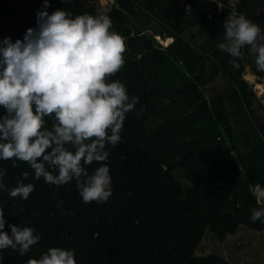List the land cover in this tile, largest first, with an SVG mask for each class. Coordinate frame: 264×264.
<instances>
[{
  "label": "trees",
  "instance_id": "16d2710c",
  "mask_svg": "<svg viewBox=\"0 0 264 264\" xmlns=\"http://www.w3.org/2000/svg\"><path fill=\"white\" fill-rule=\"evenodd\" d=\"M175 1L49 0V14L63 9L73 17H110L126 51L124 66L109 82L121 81L139 102L126 114L120 143L106 148L112 178L106 202L85 204L75 181L49 185L35 179L26 162L0 160L6 170L0 178L4 231L31 227L40 237L25 255L3 250L0 264H26L51 247L74 250L77 264H241L196 256L206 230L220 242L240 227L264 233V223L250 219L262 206L251 189L264 186V106L242 76L249 70L260 79L264 71L248 46L236 59L239 68L219 50L227 11L216 14L209 0H189L184 12ZM241 3L264 35V0ZM42 9L43 0H0V40H22ZM157 36L171 42L163 46ZM54 123L45 118V128ZM25 171L29 176L22 179ZM18 180L34 185L27 200L9 195Z\"/></svg>",
  "mask_w": 264,
  "mask_h": 264
},
{
  "label": "clouds",
  "instance_id": "9594fccd",
  "mask_svg": "<svg viewBox=\"0 0 264 264\" xmlns=\"http://www.w3.org/2000/svg\"><path fill=\"white\" fill-rule=\"evenodd\" d=\"M48 7L49 0H43V9L36 12V27L28 28L22 40H0V109L4 110L0 160L26 162L34 178H43L49 185L75 181L85 204L106 202L112 194L106 148L120 143L126 114L139 102L138 97H129L124 83L109 82L124 66L125 38L111 30L108 15L73 17L63 9L49 14ZM223 28L224 41L218 48L234 58L232 67L239 68L236 59L248 46L257 70L264 71V35L259 25L233 13ZM46 117L55 120L50 130L45 128ZM93 163L98 166L90 173L88 166ZM5 174L0 169V178ZM28 176L27 171L22 173V179ZM4 187L0 183V189ZM33 191V184L18 180L9 195L27 200ZM251 192L262 206L251 210L250 219L264 223V186L257 183ZM5 223L0 208V261L5 249L25 255L39 242L33 228L8 225L9 235ZM26 264L77 261L74 250L51 247Z\"/></svg>",
  "mask_w": 264,
  "mask_h": 264
},
{
  "label": "rangeland",
  "instance_id": "374dc122",
  "mask_svg": "<svg viewBox=\"0 0 264 264\" xmlns=\"http://www.w3.org/2000/svg\"><path fill=\"white\" fill-rule=\"evenodd\" d=\"M113 1L99 0V3L106 5ZM161 42L167 44L163 39ZM246 72L242 75L244 79ZM258 82H264V78H260ZM256 85V83L252 85L253 89H256ZM187 185L188 182H186ZM186 186L182 185V187ZM210 254L224 257L228 261L231 257L232 262L239 259L241 264H264V233L252 232L240 227L236 235H229L223 242H220L206 230L202 241L195 250V255L207 256Z\"/></svg>",
  "mask_w": 264,
  "mask_h": 264
},
{
  "label": "built area",
  "instance_id": "2783aa9c",
  "mask_svg": "<svg viewBox=\"0 0 264 264\" xmlns=\"http://www.w3.org/2000/svg\"><path fill=\"white\" fill-rule=\"evenodd\" d=\"M210 2L214 3L216 5V14H221L222 11H227V18L229 19L230 16L235 13V14H242L244 15V13L240 10L242 7V3L241 0H228L226 4H223L217 0H209ZM175 3L177 4V6H179L180 8H184V12L188 11L190 2L189 0H176ZM245 16V15H244ZM208 17H210V15H208ZM158 39V41L163 45V46H167L169 43L164 44V42H161V39L158 38V36L156 37ZM171 42V40H170ZM245 80L249 83L254 85L256 84H260L263 86L262 90H257L253 89L256 95V98L258 99V101L264 106V82L260 83L257 80H259V78H257L255 75L253 76V80H248L245 78ZM257 81V82H256ZM256 87V86H255ZM253 88V86H252Z\"/></svg>",
  "mask_w": 264,
  "mask_h": 264
},
{
  "label": "bare ground",
  "instance_id": "6f19581e",
  "mask_svg": "<svg viewBox=\"0 0 264 264\" xmlns=\"http://www.w3.org/2000/svg\"><path fill=\"white\" fill-rule=\"evenodd\" d=\"M244 77H246L248 80H252V77L249 76V75H245ZM256 88H257L258 90H262L263 86L260 85V84H257V85H256Z\"/></svg>",
  "mask_w": 264,
  "mask_h": 264
},
{
  "label": "crops",
  "instance_id": "0c3cea01",
  "mask_svg": "<svg viewBox=\"0 0 264 264\" xmlns=\"http://www.w3.org/2000/svg\"><path fill=\"white\" fill-rule=\"evenodd\" d=\"M247 72L245 73V75H249V76H251L252 77V80H253V74L251 73V72H249V70H246ZM246 78V77H245ZM247 79V78H246Z\"/></svg>",
  "mask_w": 264,
  "mask_h": 264
}]
</instances>
